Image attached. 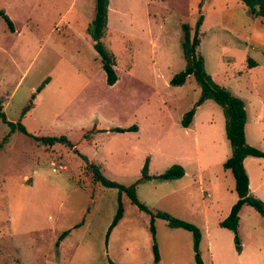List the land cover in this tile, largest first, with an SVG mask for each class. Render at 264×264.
Returning <instances> with one entry per match:
<instances>
[{
  "label": "rangeland",
  "instance_id": "obj_1",
  "mask_svg": "<svg viewBox=\"0 0 264 264\" xmlns=\"http://www.w3.org/2000/svg\"><path fill=\"white\" fill-rule=\"evenodd\" d=\"M95 1L0 0L15 29L0 18L6 118L33 136H65L74 145L43 148L0 119V264H195L190 231L156 217L153 240L150 219L158 211L199 228L204 264H264V218L251 206L239 212L242 255L233 233L218 225L236 201L234 178L222 166L231 152L222 108L210 99L195 106L193 76L169 83L185 66L182 24L193 36L206 13L197 52L213 81L248 104L247 143L264 151V113L257 116L252 105L264 99V41L250 36L264 33V20L239 0H109L101 41L114 56L117 80L108 85L87 32ZM192 108L185 128L181 119ZM132 125L135 131H115ZM74 149L125 186L140 178L148 159L150 179L136 194L150 212L122 192L123 215L107 235L118 190L94 181ZM248 159L252 173L264 168V159ZM173 164L187 174L158 178Z\"/></svg>",
  "mask_w": 264,
  "mask_h": 264
},
{
  "label": "trees",
  "instance_id": "obj_2",
  "mask_svg": "<svg viewBox=\"0 0 264 264\" xmlns=\"http://www.w3.org/2000/svg\"><path fill=\"white\" fill-rule=\"evenodd\" d=\"M201 0L199 4H202ZM246 7L248 12L258 18H264V0H239ZM108 2L109 0H96L95 1V13L91 23L87 27V32L93 41V48L97 52L101 67L106 74V83L112 85L117 80V76L114 66V56L106 49L103 45L101 39L105 33L107 20H108ZM0 18H2L10 31H14V26L12 20L6 14L4 10H0ZM203 20V15H200L197 19L194 27V35L191 36L190 26L187 23L182 24L183 37L181 41L182 54L185 60V66L183 70L174 74L169 83L173 86L182 85L189 76H193L195 82L200 88V96L195 103V106L200 105L205 100H213L218 104L224 113L225 117V136L230 144V155L223 162L222 166L225 170H228L234 178V191L237 195L236 201L230 208V211L226 218L219 221V226L226 228L233 233V240L235 244V249L237 252L241 251V246L238 237V223H239V211L242 205L247 204L251 206L256 212H258L264 218V202L254 196L249 189V178L245 170L243 161L248 156L253 157H263L264 151L251 146L247 143L245 137V123L247 119V111L245 108L244 101L232 94L228 89L220 86L213 81L212 77L205 71L204 68V58L201 54L197 52V47L200 44L199 38V28ZM32 103L29 102L22 109L21 115H25L26 112L31 108ZM195 109L192 108L187 111L182 119L181 124L183 127H189L191 124ZM0 119L2 122L6 123L11 131L19 130L21 133L32 136V138L40 143L53 145L55 143L64 144L67 147L73 148V143L65 136H33L30 134L25 126L19 121L13 123L6 118L5 113L2 111V99H0ZM137 128L132 125L127 128L116 127L115 131L125 132V131H135ZM6 140V137L3 138ZM76 152L85 162L87 168L92 172L93 180L101 183L107 188H115L118 190V204L116 212L113 219L109 225L107 235L110 230L117 224L123 215V207L120 201V194L124 192L130 199L131 203L136 205L140 210L150 212L146 205L139 201L136 194V185L145 182L150 179L148 174V159H146L142 169L140 178L133 184L129 186L122 185L116 181L109 180L102 175L99 166L94 163H89L87 158L80 154L76 149ZM184 168L180 164H173L168 169H166L158 178L162 180H173L179 179L184 175ZM159 217L166 221L167 225L171 228H184L191 232L193 237V251L195 264H204L200 252L199 243L201 240V233L198 227L187 221L181 220L172 216L167 212L158 211L151 214L150 219V232L152 234L153 240L155 237L154 228V218ZM68 233L64 231L60 235V240ZM152 251L154 255V261L159 260V253L157 245L154 241L152 245ZM109 264H114L109 261Z\"/></svg>",
  "mask_w": 264,
  "mask_h": 264
},
{
  "label": "crops",
  "instance_id": "obj_3",
  "mask_svg": "<svg viewBox=\"0 0 264 264\" xmlns=\"http://www.w3.org/2000/svg\"><path fill=\"white\" fill-rule=\"evenodd\" d=\"M205 19H206V13H205V15L203 16V20H202V23H201V25L200 26H202V25H204V23H205ZM260 19H263L264 20V18H260ZM15 30V29H14ZM264 32V31H263ZM250 36H251V38H252V40L254 41V42H257L258 41V36H259V40H261V41H264V38H262L263 36H264V33H261V30H257L256 32L253 30V32L250 34ZM239 38H241V37H239ZM239 38H237L239 41H242L241 39H239ZM254 101H255V103H253L252 105L255 107V109L258 111V113H257V116H260V114L261 113H264V99H262V98H260V96H258V97H256L255 99H254ZM245 108H246V111H247V114H248V104L245 102ZM3 109H4V106H2V111H3ZM194 115H195V113H194ZM194 115H193V117H194ZM247 121H248V115H247V119H246V123H245V137H246V141H248L247 140V132H246V125H247ZM19 122V121H18ZM14 123V122H13ZM256 125H257V123H256ZM262 128V127H261ZM10 132H11V130H10ZM7 136V135H6ZM3 140V139H2ZM38 143V145L39 146H41V144H43V143H40V142H37ZM47 145V144H46ZM54 145V144H53ZM45 146V144H43V148H45L44 147ZM47 146H51V145H47ZM45 150V149H44ZM230 155V154H229ZM250 156H248V157H246L245 159H244V161H243V164H244V167H245V170H246V172H247V174H248V178H249V189H250V192L254 195V196H256V197H258V198H260L263 202H264V168L262 169V170H258V171H256V172H253L252 173V170H251V168H249L251 165H252V163H253V161H252V159H248ZM251 157H253V156H251ZM256 158H258V159H264L263 157H256ZM184 168V167H183ZM184 175L182 176V177H184L186 174H187V171H186V169L184 168ZM228 171V170H227ZM192 175V174H191ZM27 176H25V178H26ZM180 179V178H179ZM28 180V179H27ZM207 196H209V193L207 194ZM236 199H237V195H236ZM212 202L213 201H210L209 200V203H211L212 204ZM233 205V204H232ZM231 205V206H232ZM231 206H230V208H231ZM229 211H230V209H229ZM240 212V211H239ZM229 213V212H228ZM228 215V214H227ZM224 219V218H223ZM222 219V220H223ZM221 221V220H220ZM219 225V224H218ZM222 228V227H221ZM67 235V234H66ZM65 235V236H66ZM64 236V237H65ZM62 238L63 240L65 239V238ZM57 247H59V245L57 246ZM58 249V248H57ZM238 253V255L240 256V255H242V248H241V251L240 252H237Z\"/></svg>",
  "mask_w": 264,
  "mask_h": 264
}]
</instances>
